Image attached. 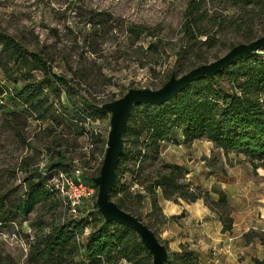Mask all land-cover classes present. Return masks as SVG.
Here are the masks:
<instances>
[{
	"label": "rangeland",
	"instance_id": "374dc122",
	"mask_svg": "<svg viewBox=\"0 0 264 264\" xmlns=\"http://www.w3.org/2000/svg\"><path fill=\"white\" fill-rule=\"evenodd\" d=\"M187 1L0 0V31L15 35L30 49L46 45L49 52H59L60 56L56 58L53 67L56 73H64L70 77L64 67V56L75 65L76 62L81 63L83 75L71 77L76 87L74 98L79 101L83 95L90 104L101 105L121 97L131 87L159 88L172 72L180 76L194 66L217 59L232 45L249 42L264 33V16L259 14L254 15L251 26L238 27L234 24L240 21V17L245 15L250 6L240 7L239 2L234 0H203L202 6L206 8L209 17L203 22V28L213 44L204 43L205 34L199 36L194 52L200 49L201 56L188 58L181 67L183 61L177 50L184 44L180 25ZM98 11L102 16L101 22L94 17L99 22L90 36L89 30L93 28L90 19ZM252 11L249 9V12ZM214 16L221 22V29L213 24ZM131 22L147 25L150 30L143 33L137 43L131 42L132 35L127 30V25ZM83 36L91 38L96 53H91V47L89 49L88 45L83 44ZM156 40L157 52L146 51L148 45ZM257 52L264 56V47ZM35 76L39 78L41 73L35 72ZM220 81L223 86H229L226 75ZM0 84H5L8 89L13 85L6 80L1 70ZM48 101L53 103L44 117L40 118L30 105H22L17 101L19 106L14 107L4 94L0 96L1 191L14 193L15 189L23 190V176L27 172H40L46 177L45 183L50 187L61 182V172L73 176L72 172L76 168L80 169L81 179L86 182L98 175L105 145L96 138H91V132L101 134L106 144L110 113L106 112L104 118H79L63 107L66 106L64 95L55 99L48 93ZM21 107L27 111L11 113V110H19ZM87 108L92 111V108ZM14 127H18L19 133H16ZM174 132L175 135L160 141L155 159H145L141 164L128 160L129 169L120 177V183L127 186L136 184L135 190L141 189L145 194L143 200H138L130 189V195L124 203L125 209L147 223L159 238L163 227V222H159L160 210L152 209L144 186L158 173L166 172L170 164L178 163L187 173L191 172L181 179L183 182L194 186L196 183L207 182L208 185L203 190H211L213 186L220 187V180L230 174V179H239L244 183L238 186V198H245L243 194L246 191V199L264 204V200L257 198L261 193L264 194V190L259 188L258 192L256 187L258 182H264V169L253 171L242 153L232 151L225 156L206 139L184 144L180 141V131L174 129ZM57 162L62 165L49 168ZM252 178L257 179L255 185L251 184ZM157 194L160 200L161 195L159 192ZM20 196L23 197L22 194ZM92 200L84 201L73 215L65 205L61 206L52 197L41 201L27 217L18 216L1 228V256L8 253L14 264H27L29 244L39 221L49 225L52 220L87 217L93 210L95 198ZM112 200L118 201L117 197H112ZM238 200L234 202L235 208L241 204ZM253 218L256 219L255 216ZM89 230V227L84 229L80 240H83V235ZM247 233L251 235L249 239L246 237ZM260 235L264 236V230L250 229L242 237L245 242L259 241ZM161 241L167 245L168 255L172 251H178L171 249L166 241ZM119 264L132 263L121 260Z\"/></svg>",
	"mask_w": 264,
	"mask_h": 264
},
{
	"label": "trees",
	"instance_id": "16d2710c",
	"mask_svg": "<svg viewBox=\"0 0 264 264\" xmlns=\"http://www.w3.org/2000/svg\"><path fill=\"white\" fill-rule=\"evenodd\" d=\"M234 1L239 2L240 7L250 6L248 8L253 10L249 12L248 9L245 15L240 17L239 22L235 21L236 26H251L255 14L264 16V0ZM202 4L203 0L187 1L180 25L184 44L177 50L183 61L181 67L188 58L201 56L200 49L194 52L199 36L205 34L204 43L213 44L203 28V22L209 17ZM94 17L100 21L102 18L100 11L93 13V18L90 19L93 26L89 30L90 36L93 34L92 31L97 29L96 24L99 22ZM213 24H217L221 29L218 17L214 16ZM147 28V25L142 23H129L127 30L132 35L131 42L137 43L143 33L150 32ZM82 41L89 49L91 47V53L97 52L89 36H83ZM46 48V45H41L39 48L30 49L15 35L0 31V70L6 80L13 83L10 89L5 84H0V96L4 94L14 107L19 106L17 101L22 105H30L38 112L40 118L44 117L53 103L48 101V93L55 99L64 95L66 106L63 107L79 118L106 117V111L101 109L100 105L90 104L83 95L79 100L82 103L74 98L76 87L71 77L83 75L81 63L76 62L75 65L64 56V67L70 77L64 73H56L53 67L60 54L49 52ZM157 50V40L146 48V51L151 53H156ZM257 51L235 60L214 76L192 81L166 102L159 105L147 103L134 106L123 134V149L116 168L115 184L110 193L111 198L117 197L118 201L114 202L121 209L133 214L124 207L130 195V186L120 183V177L129 169L127 161H137L141 164L145 159H155L160 141L175 135L174 129L180 131V136L183 137L180 141L184 144L206 139L225 156L232 151L242 153L253 171L258 168L264 169V56ZM35 72H40L41 76L36 78ZM224 75L229 81L228 87L221 84L220 78ZM87 107L92 108V111ZM19 111L27 109L21 107L19 110H11V113ZM14 128L16 133H19L18 127ZM92 137L105 145L101 134L91 132ZM61 165L57 162L51 164L49 168ZM186 173L187 170L180 164H170L166 172L158 173L144 186L152 209L160 210L159 222L164 218L158 203V192L162 198L175 203H178L179 199L185 202L202 199L217 215L222 224V232H230L233 218L226 192L216 186L211 190H203L191 183L183 182L181 179ZM45 178L40 172L35 174L27 172L23 176V190L15 189L14 193L0 190V231L16 217H27L38 203L50 197L61 206L65 205L71 215L84 201L95 198L94 196L92 199H83L75 212H72L70 206L64 204L59 196L56 186L47 185ZM86 183L95 187L91 181ZM212 193L216 197L212 196ZM133 194L138 200L145 198L142 191L136 190ZM92 207L89 216L80 219L73 216L74 218L62 221L52 220L49 225L42 220L39 221L29 244L26 263L119 264L121 260H126L132 264H151V254L145 249L134 230L114 221H105L97 210L95 201ZM145 224L151 229L147 223ZM88 227L90 230L83 235V240H80V235ZM156 237L163 244L157 235ZM246 237L249 239L251 235L247 233ZM259 241L264 245V236L259 237ZM165 247L167 249V245ZM0 264L14 263L8 253L2 256L0 253ZM165 264H199L198 255L187 245L181 244L178 251L170 252ZM255 264H264V258L255 259Z\"/></svg>",
	"mask_w": 264,
	"mask_h": 264
},
{
	"label": "crops",
	"instance_id": "0c3cea01",
	"mask_svg": "<svg viewBox=\"0 0 264 264\" xmlns=\"http://www.w3.org/2000/svg\"><path fill=\"white\" fill-rule=\"evenodd\" d=\"M180 138L183 139L182 136ZM238 180L230 179V174L220 180V187L229 196L233 218L230 232H222V224L217 215L202 199L194 202L179 199V202L175 203L161 197L158 203L164 220L160 238L173 250H179L181 244L187 245L197 253L199 264H255V259L264 258V245L260 241L245 242L242 237L243 233L250 229L264 230V204L246 199V191L243 194L245 198H238V186L244 185ZM255 182L257 179L252 178L251 184L255 185ZM195 185L203 189L208 184L202 182ZM256 187L258 192L259 188L264 190V182H258ZM258 196L259 200H264V194ZM236 200L241 202L238 208L234 205Z\"/></svg>",
	"mask_w": 264,
	"mask_h": 264
},
{
	"label": "water",
	"instance_id": "95a60500",
	"mask_svg": "<svg viewBox=\"0 0 264 264\" xmlns=\"http://www.w3.org/2000/svg\"><path fill=\"white\" fill-rule=\"evenodd\" d=\"M262 47H264V33L249 42H240L232 46L217 59L194 66L180 76L172 72L159 88L131 87L121 97L100 105L101 109L110 113V129L99 173L91 178V182L97 186L95 204L105 221H114L136 232L145 249L151 254V264H165L168 256L165 245L158 240L153 230L137 216L121 209L110 195L115 184L116 168L123 149V134L132 109L137 104L159 105L166 102L192 81L205 76H214L235 60L256 52Z\"/></svg>",
	"mask_w": 264,
	"mask_h": 264
},
{
	"label": "built area",
	"instance_id": "2783aa9c",
	"mask_svg": "<svg viewBox=\"0 0 264 264\" xmlns=\"http://www.w3.org/2000/svg\"><path fill=\"white\" fill-rule=\"evenodd\" d=\"M73 176L64 175L60 173L61 182L56 185L58 194L63 200L64 204L70 206V210L75 212L76 207L83 199H92L96 197V189L93 185L86 183L81 179V172L79 168H76L72 172ZM136 188V184L130 186L133 191ZM139 191H142L141 189Z\"/></svg>",
	"mask_w": 264,
	"mask_h": 264
}]
</instances>
